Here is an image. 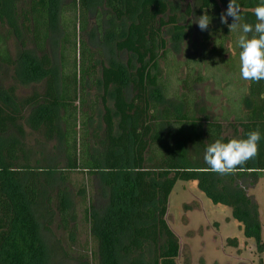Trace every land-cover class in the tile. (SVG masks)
I'll return each instance as SVG.
<instances>
[{"label":"trees","instance_id":"trees-1","mask_svg":"<svg viewBox=\"0 0 264 264\" xmlns=\"http://www.w3.org/2000/svg\"><path fill=\"white\" fill-rule=\"evenodd\" d=\"M237 2L240 23L255 25L254 8L261 0ZM228 3L72 0L69 17L62 0H0V64L12 69L11 83L0 88V264H56L58 247L42 235L41 220L55 213L68 229L73 202L63 172L74 170L98 179L108 203L88 216L96 243L95 262L88 264H176L179 238L166 215L178 180L196 181L212 203L231 208L245 237L259 239L258 205L248 190L264 175V139L254 159L226 175L184 166L169 143L181 138L205 153L218 139H244L254 130L264 136V80L248 81V110L238 137L225 136L219 122L202 121L189 99L181 113L150 99L151 88H163L159 59L167 55V34L173 43L184 37L187 25L179 15L189 17L192 6L197 17L207 11L212 19L200 31V46L204 56L220 58L229 31L220 15ZM91 15L94 30H89ZM8 39L15 43L13 53L4 44ZM65 44L73 46L71 77L63 71ZM199 78L188 74L181 85L189 92ZM40 82L41 93H18L20 86ZM89 89L95 91L92 100ZM26 129L43 141L27 143ZM226 242L238 245L235 237ZM257 247L263 249L264 242Z\"/></svg>","mask_w":264,"mask_h":264},{"label":"rangeland","instance_id":"rangeland-1","mask_svg":"<svg viewBox=\"0 0 264 264\" xmlns=\"http://www.w3.org/2000/svg\"><path fill=\"white\" fill-rule=\"evenodd\" d=\"M65 14L71 17L70 3L72 0H62ZM226 12V9H224ZM195 9L191 17L179 15L183 24L193 23L192 29L184 34L179 43L171 41L167 34V55L159 59V78L163 88H151L150 99L161 107H168L173 112L181 113L184 109L183 101L189 99L194 104L196 115L202 121L219 122L223 127L225 136L235 137L236 130L243 120L247 102H241L246 97L248 81L241 79L239 53L237 40L241 31L239 29L226 31V40L223 42L221 57L212 54L204 56L205 50L200 46V28L193 20ZM64 15V12H62ZM103 17L107 11L102 9ZM76 14V12H75ZM228 18V23L232 20ZM89 30L95 28V15H91ZM106 21L104 20L103 23ZM73 23L68 22V30L73 29ZM104 29L107 27L103 26ZM74 30V29H73ZM77 25L75 33H77ZM70 39V36H69ZM11 53L15 51V43L8 39L4 42ZM66 67L64 74L72 76L70 67L73 57V46L66 45ZM209 46L211 44L209 43ZM106 48V47H105ZM239 50V51H238ZM107 51V49H105ZM108 52V51H107ZM207 57V58H206ZM122 59L124 56L121 57ZM205 59L204 63H197ZM224 61V62H223ZM193 63V64H192ZM69 65V66H68ZM12 69L0 64V88H6L11 83ZM188 74L200 77L190 86L189 92L182 87L181 82ZM44 90L43 82L20 86L19 94L31 95ZM89 99H94L95 91L87 90ZM74 103H77L74 102ZM236 107V108H235ZM241 119H237V118ZM98 120V118H96ZM99 122V120H98ZM200 133V130H197ZM163 129L160 127V133ZM27 143L33 147L43 141L39 133L26 129ZM238 137V136H236ZM176 149L179 162L190 168H205L209 166L204 161L205 153L197 146L182 144V139L169 143ZM54 142L49 143L46 149L51 150ZM65 185L70 190L73 208L71 222L65 229L59 222L58 216L46 215L41 221L45 226L43 234L51 244L58 247L56 264H88L95 262L92 253L96 249L95 240L91 234L89 217L106 208L108 203L104 193L98 191V179H95L86 170L63 172ZM243 184H246L244 181ZM258 205L261 221L259 239L247 238L239 228L238 222L233 218L231 208L223 204H214L201 191L196 181H176L167 203L166 221L169 227L179 238L180 254L176 264H264V248L258 250V243L264 242V175L248 190ZM94 205V209H92ZM187 206V207H186ZM92 215V216H91ZM235 237L237 246L227 245V238ZM49 243V242H48Z\"/></svg>","mask_w":264,"mask_h":264},{"label":"clouds","instance_id":"clouds-1","mask_svg":"<svg viewBox=\"0 0 264 264\" xmlns=\"http://www.w3.org/2000/svg\"><path fill=\"white\" fill-rule=\"evenodd\" d=\"M257 23L241 24V6L237 0H229L226 12L221 13L220 21L228 25L230 31L239 29L237 40L239 52L240 76L245 81L259 82L264 80V0L254 8ZM232 23H228V18ZM211 17L207 11L193 22L201 31L209 28ZM177 127V126H176ZM264 139L259 130L250 131L244 139H230L223 142L218 139L210 144L204 155V161L210 170L220 175L232 174L238 166L246 164L258 155L259 142Z\"/></svg>","mask_w":264,"mask_h":264},{"label":"flooded vegetation","instance_id":"flooded-vegetation-1","mask_svg":"<svg viewBox=\"0 0 264 264\" xmlns=\"http://www.w3.org/2000/svg\"><path fill=\"white\" fill-rule=\"evenodd\" d=\"M194 9H195V7L194 6H192V12H191V14H190V16L189 17H191V16H193L192 15V13H193V11H194ZM182 10V9H181ZM196 13L194 12V16L195 17H197L196 15H195ZM231 19V18H230ZM180 24H182V23H180ZM183 25H184V23H183ZM185 25H187L186 27H185V29H184V34H187L191 29H192V26H193V23L192 22H190V24L188 23V24H185ZM228 28V27H227ZM200 42L202 41V37L200 36ZM239 50H240V48H239ZM238 50V51H239ZM239 53V52H238ZM224 62V61H223ZM193 64V63H192ZM246 97H243L242 99H241V102H240V104L242 103V102H244V100L247 102V93H246V95H245ZM247 104V103H246ZM248 110V109H247ZM246 110V111H247ZM244 113H245V111H244Z\"/></svg>","mask_w":264,"mask_h":264}]
</instances>
